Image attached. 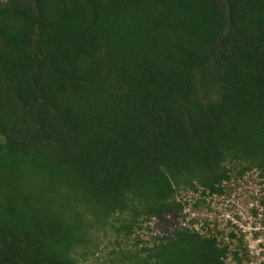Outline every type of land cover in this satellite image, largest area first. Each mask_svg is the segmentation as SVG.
Returning <instances> with one entry per match:
<instances>
[{
	"label": "trees",
	"instance_id": "obj_1",
	"mask_svg": "<svg viewBox=\"0 0 264 264\" xmlns=\"http://www.w3.org/2000/svg\"><path fill=\"white\" fill-rule=\"evenodd\" d=\"M0 138V264L241 263L231 221L140 234L251 172L264 208V0H0Z\"/></svg>",
	"mask_w": 264,
	"mask_h": 264
},
{
	"label": "rangeland",
	"instance_id": "obj_2",
	"mask_svg": "<svg viewBox=\"0 0 264 264\" xmlns=\"http://www.w3.org/2000/svg\"><path fill=\"white\" fill-rule=\"evenodd\" d=\"M2 139L0 138V143ZM262 185L259 184V179L255 172H251L244 176L242 179H233L226 185L225 194L220 198L206 199L205 205H200L195 208L193 204L196 202V196L188 194L187 198L190 208L187 209L188 217L186 220L174 221V224L170 228L161 224L151 223L149 230L144 228L141 237L145 240L151 239L156 235L162 236L166 233V229L169 233H172L174 229L183 227L191 219L198 221L200 225H203L206 219L211 220L209 224V230L216 233H221L224 241H229V234L231 231L235 235L239 236L236 229H233L228 223L231 221L243 230L247 234V238L244 239V244L248 250L247 258H243L241 263L238 264H264V225L262 221L264 219V208H259V201L262 196ZM252 209H259L258 215L255 217L252 214ZM199 229V225L196 226ZM254 231L258 232V238L253 237ZM98 248L99 251L95 254H90L86 263L80 264H110L109 260L114 257L110 255L113 251L119 249L131 250L134 248V240L120 239V247L116 245V239L114 235L108 233L106 237L99 235ZM236 242H234L235 244ZM141 247V246H139ZM229 264H235L230 259Z\"/></svg>",
	"mask_w": 264,
	"mask_h": 264
}]
</instances>
